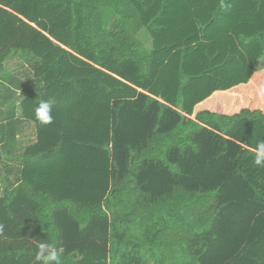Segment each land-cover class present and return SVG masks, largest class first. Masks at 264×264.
Instances as JSON below:
<instances>
[{
    "label": "trees",
    "instance_id": "trees-1",
    "mask_svg": "<svg viewBox=\"0 0 264 264\" xmlns=\"http://www.w3.org/2000/svg\"><path fill=\"white\" fill-rule=\"evenodd\" d=\"M261 87L264 0H0V264H264Z\"/></svg>",
    "mask_w": 264,
    "mask_h": 264
},
{
    "label": "clouds",
    "instance_id": "clouds-1",
    "mask_svg": "<svg viewBox=\"0 0 264 264\" xmlns=\"http://www.w3.org/2000/svg\"><path fill=\"white\" fill-rule=\"evenodd\" d=\"M261 97H264V87L258 89ZM55 105L54 99L41 100L35 108V119L43 125H48L53 122V108ZM254 151V163L256 166L264 168V140L257 143ZM35 260L38 264H61V256L63 248H57L55 245L47 242H40Z\"/></svg>",
    "mask_w": 264,
    "mask_h": 264
},
{
    "label": "crops",
    "instance_id": "crops-1",
    "mask_svg": "<svg viewBox=\"0 0 264 264\" xmlns=\"http://www.w3.org/2000/svg\"><path fill=\"white\" fill-rule=\"evenodd\" d=\"M10 63L13 65V64H16V68H18V70L19 71H16V72H10L9 71V69H8V67L6 68L7 69V71L8 72H10V73H12V74H15V75H17L18 77H19V72H22V71H27L28 70V68L30 69L29 71L31 72V76H30V78L32 77V66H30L29 64H28V61L27 60H22V59H19L18 58V56H16V55H14L13 56V58H11V60H10ZM10 65V64H9ZM8 65V66H9ZM22 79H24V80H28V79H30V78H23V77H21ZM27 135H30L31 137H32V133H29V134H27Z\"/></svg>",
    "mask_w": 264,
    "mask_h": 264
},
{
    "label": "rangeland",
    "instance_id": "rangeland-1",
    "mask_svg": "<svg viewBox=\"0 0 264 264\" xmlns=\"http://www.w3.org/2000/svg\"><path fill=\"white\" fill-rule=\"evenodd\" d=\"M8 69H9V71L12 72V73H13V72H16V71H19L18 68H16V64H13V65H12L11 63H10V65L8 66ZM29 70H30V69L28 68L27 71L24 70V71H22V72H19V74H18L19 77H23V78H26V77H27V78H30V76H31V72H30ZM29 128H30V131H28V132H29V133H31V131L33 132V126H30Z\"/></svg>",
    "mask_w": 264,
    "mask_h": 264
}]
</instances>
